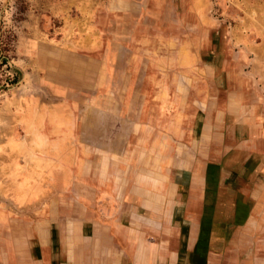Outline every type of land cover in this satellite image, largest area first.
I'll return each mask as SVG.
<instances>
[{
    "label": "rangeland",
    "instance_id": "1",
    "mask_svg": "<svg viewBox=\"0 0 264 264\" xmlns=\"http://www.w3.org/2000/svg\"><path fill=\"white\" fill-rule=\"evenodd\" d=\"M152 119L193 149L194 193H181L202 237L251 210L264 214V0H0V204L8 211L32 208L36 218L45 207L24 202L42 176L37 163H49L56 196L84 195L77 170H97L103 158L84 144L121 148L115 137L133 124L136 139L125 146L143 163ZM88 194L94 203L49 205L55 224L64 217L70 229L87 228L95 218L86 220V208L132 210L99 202L95 188ZM230 201L241 203V216L223 207ZM207 248L200 243L195 262Z\"/></svg>",
    "mask_w": 264,
    "mask_h": 264
},
{
    "label": "crops",
    "instance_id": "2",
    "mask_svg": "<svg viewBox=\"0 0 264 264\" xmlns=\"http://www.w3.org/2000/svg\"><path fill=\"white\" fill-rule=\"evenodd\" d=\"M53 90L63 92L60 87ZM83 91L86 93V89ZM147 123L150 135L145 137L148 141L143 163L139 162L140 152L136 146H125L136 139L134 124L126 136L115 137L118 141L124 140L120 149L84 144L85 150L88 148L103 158L97 170L87 169L85 174L82 167L77 170L80 172L77 180L86 193L76 199L68 193L56 196L54 184L49 180V163L46 166L37 163L34 170L40 169L42 176L29 182L31 189L24 202L45 207L34 218L32 208V213L25 214L10 212L5 203L0 204V264H264V214L257 215L251 210L249 215L240 217L242 223L232 229L215 228L207 237H202L200 217L188 210L189 205L183 202L181 193L183 187H190V197L194 193L197 170L193 167V149L183 147L182 134L163 131L156 119ZM68 129L69 126L64 125L62 134ZM42 135L49 137L47 131ZM39 154L48 156L49 151L42 149ZM118 160L121 161L117 170ZM118 173L126 175L123 181L118 179ZM63 179L61 187L69 188L65 176ZM92 188L102 197L99 202L130 204L132 210L123 217L118 209L94 215L86 208V220L88 217L91 221L92 215L95 218L87 228L80 224L70 229L64 217L56 225L49 205H54L56 200L83 205L94 203L88 194V189ZM21 193L15 195L18 205L23 202ZM239 204L230 201L223 207L238 210L241 216ZM204 241L208 242L206 259L195 262L196 251Z\"/></svg>",
    "mask_w": 264,
    "mask_h": 264
}]
</instances>
